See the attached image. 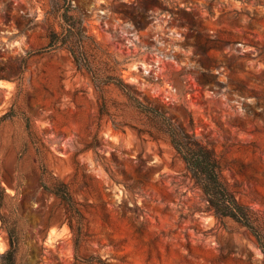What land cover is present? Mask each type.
<instances>
[{
    "label": "rangeland",
    "instance_id": "374dc122",
    "mask_svg": "<svg viewBox=\"0 0 264 264\" xmlns=\"http://www.w3.org/2000/svg\"><path fill=\"white\" fill-rule=\"evenodd\" d=\"M69 2L90 70L44 50L61 0H0V254L9 227L17 264H264L114 84L207 145L264 221V0ZM42 166L81 217L40 186Z\"/></svg>",
    "mask_w": 264,
    "mask_h": 264
},
{
    "label": "trees",
    "instance_id": "16d2710c",
    "mask_svg": "<svg viewBox=\"0 0 264 264\" xmlns=\"http://www.w3.org/2000/svg\"><path fill=\"white\" fill-rule=\"evenodd\" d=\"M60 31L49 30L47 34V43L45 51H51L58 48H66L77 66H83L87 70L89 62L83 56V45L80 39L72 42L77 31L81 34L82 22L71 13V4L69 0H61ZM76 31V33H75ZM107 77L104 83L110 81ZM114 84L122 90L127 96L131 105L140 113L157 120L161 131L166 134L169 142L177 155L182 160L186 171L194 184L200 189L206 203V209L219 221L230 220L240 227H243L254 238L257 248L264 259V221L249 206L238 200L229 184L221 175L218 158L215 153L193 134L186 132L181 126L170 122L165 115L148 105L143 104L133 89H128L121 80H116ZM28 126V125H26ZM47 171L42 166L39 176L40 186L60 200L66 212L76 214L81 217L76 203L72 198L67 185L53 176L49 175V185L45 184ZM1 200V197H0ZM2 224L4 221L1 219ZM69 226L73 230L71 222ZM7 249L0 254V264H17L18 240L13 228H6ZM79 237L74 238L75 250L78 246ZM92 260V257H91ZM90 261V260H89ZM96 264H108L99 257L95 259ZM89 264H93L92 262Z\"/></svg>",
    "mask_w": 264,
    "mask_h": 264
}]
</instances>
